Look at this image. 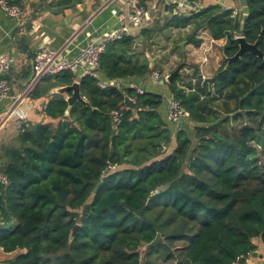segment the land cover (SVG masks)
Here are the masks:
<instances>
[{
	"label": "trees",
	"instance_id": "trees-1",
	"mask_svg": "<svg viewBox=\"0 0 264 264\" xmlns=\"http://www.w3.org/2000/svg\"><path fill=\"white\" fill-rule=\"evenodd\" d=\"M243 5L244 17L167 7L161 25L110 43L95 76L79 79L87 104L65 115L64 98L50 97V121L29 123L3 149L0 250L15 253L3 264H234L255 251L253 239L264 246V61L244 53L227 65L238 36L264 54V0ZM173 29L185 45L199 46L202 30L225 40L210 79L193 70L166 83L187 114L177 129L161 118V95L109 84L150 75L144 46ZM73 80L43 78L29 96ZM124 97L134 103L114 125Z\"/></svg>",
	"mask_w": 264,
	"mask_h": 264
},
{
	"label": "crops",
	"instance_id": "crops-1",
	"mask_svg": "<svg viewBox=\"0 0 264 264\" xmlns=\"http://www.w3.org/2000/svg\"><path fill=\"white\" fill-rule=\"evenodd\" d=\"M7 1L20 6L22 15L20 19L14 20L7 17L0 9V55L12 58V65L3 77L9 87V97L0 100V165L3 149L16 143L20 130L15 125L20 117H23L28 124L50 121L43 114V108L52 95L47 92L37 98L29 96L30 90L34 87L31 85V80L35 52L40 47H47L61 57H72L81 48L117 30L116 15L126 9V0H78L74 7L66 8L55 15L37 10L29 22L37 3L44 2L49 7L54 8L68 6L72 0ZM208 5H219L223 9H232L234 14H239L242 17L246 15L243 0L192 1L193 11ZM144 7L148 13V20L140 29L132 28L128 35L138 37L142 29L152 28L158 22L156 20L159 19L153 20L155 12L162 13L160 24L170 15V10L167 7H172L171 10L174 13V5L170 4L168 0L146 1ZM176 33L179 34V31L175 29L168 32L166 41L169 47L173 49H175L174 43L176 41V46L179 47L181 54L182 65L180 67L184 66L183 69L186 74L193 70L200 73L217 70L222 58L221 49L225 45V40H213L206 30H202L198 35L201 40L200 45L195 47L184 44L182 51L179 44L184 42L179 40L178 35L175 36ZM145 55L151 63L152 60L147 56V53ZM159 72L162 75V80L156 83L151 81L150 73L147 77L130 78L119 81L117 84L121 87L134 85L140 87L144 92L161 95L163 103L159 112L164 122H167V105L171 99L166 85L169 74ZM73 76L74 80L79 77L78 73L73 74ZM163 78L164 80L166 78V81ZM100 83L106 82L100 79ZM168 126L177 129L180 124L168 123ZM252 242L256 247L253 252L261 255L262 261H264V246L258 239H253ZM1 254L6 255L0 250ZM252 261L254 264L260 263L256 258H252Z\"/></svg>",
	"mask_w": 264,
	"mask_h": 264
},
{
	"label": "built area",
	"instance_id": "built-area-1",
	"mask_svg": "<svg viewBox=\"0 0 264 264\" xmlns=\"http://www.w3.org/2000/svg\"><path fill=\"white\" fill-rule=\"evenodd\" d=\"M170 4L174 5L175 14H187L193 11V0H168ZM0 9L5 15L11 19L18 20L22 15V9L18 5L10 4L7 0H0ZM118 28L105 37L94 41L85 47L81 48L78 53L72 57H61L47 47H40L34 54L32 62V87L35 86L43 78H53L65 73L76 74L78 73V81L83 76H95V70L98 66V60L104 53L106 47L117 40L123 35H128L132 28L140 29L141 26L148 20V13L140 0H126V9L124 12L116 15ZM12 65V58L0 55V100H5L9 97V87L4 80V75ZM153 83L162 80V75L158 71H153L150 75ZM164 80V78H163ZM166 81V78L165 80ZM109 84L120 87L116 82ZM99 87L104 89L106 83H100ZM136 94H142L144 91L134 85H129ZM130 102L134 100L129 98ZM126 106L119 105L116 109L112 110L111 120L114 125L119 124L123 111ZM187 114L180 108L179 103L172 98L168 101L167 105V122L170 124H178L180 119L186 117ZM16 128L22 130L28 126V122L20 117L16 122ZM7 178L0 172V185H6ZM1 223V221H0ZM251 253L243 258H236L234 264H254L252 261Z\"/></svg>",
	"mask_w": 264,
	"mask_h": 264
},
{
	"label": "water",
	"instance_id": "water-1",
	"mask_svg": "<svg viewBox=\"0 0 264 264\" xmlns=\"http://www.w3.org/2000/svg\"><path fill=\"white\" fill-rule=\"evenodd\" d=\"M78 0H72L70 5L68 6H61V7H49L48 5H46L44 2H39L37 3L35 10L32 12L31 16H30V20L33 18V16L35 15V12L37 10H43L45 12L51 13V14H59L61 11H63L66 8H72L76 5ZM237 44H238V51L231 57L227 59V65H229L231 62H233L235 59L239 58L242 54L247 53L250 55H253L259 59H262L264 61V54L262 52H260L255 44H249L245 41V39L242 36H238L235 38ZM181 50L183 51V46L184 43H180L179 44ZM182 65V62L178 65V67H176L174 69V71H172L168 77H167V82H169L172 78H174L175 76H179V69L180 66ZM69 93V94H67ZM49 95H60L64 98L67 107L65 110V115H67L70 107L75 103V102H80L83 104H87L86 101L80 96V92H79V82L78 81H73L71 84L69 85H61V86H57V87H53L48 91ZM124 105L128 108L132 107V103L130 102L128 97H124ZM77 228V225L74 226V228L71 230L70 233V237H72V235L74 234L75 230ZM251 256L253 258H256L260 261L259 264H264V261H262V256L258 255L255 252L251 253ZM3 264V263H0Z\"/></svg>",
	"mask_w": 264,
	"mask_h": 264
},
{
	"label": "rangeland",
	"instance_id": "rangeland-1",
	"mask_svg": "<svg viewBox=\"0 0 264 264\" xmlns=\"http://www.w3.org/2000/svg\"><path fill=\"white\" fill-rule=\"evenodd\" d=\"M154 14L155 15L153 16L154 17L153 20H156L157 18H159L156 21H158L157 22L158 25H161L160 18L162 17V13L155 12ZM168 35H169L168 32H161V33L159 32L157 36H154L152 38V40L148 43V45L144 46L145 53H147V56L152 60L150 63L152 67V71H161L163 74H166V75L174 71V69L178 67V65L181 63V54L179 53V50L170 48L169 45L167 44L166 38L168 37ZM176 35H178V33H176L175 36ZM222 62H223V57L219 61V66L222 64ZM183 68L184 66L180 67L179 75H182L183 73H185ZM215 72L216 71H209L206 73L198 72V74L201 77V79L205 80V79H210L214 75ZM257 147L259 148V146ZM144 250H145V247H141L139 251L140 253H143ZM14 255L15 253L6 254V255L1 254L0 263H3L5 260L12 258Z\"/></svg>",
	"mask_w": 264,
	"mask_h": 264
}]
</instances>
